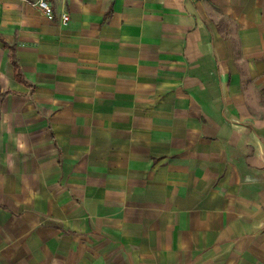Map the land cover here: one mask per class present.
I'll return each instance as SVG.
<instances>
[{
  "label": "crops",
  "instance_id": "obj_1",
  "mask_svg": "<svg viewBox=\"0 0 264 264\" xmlns=\"http://www.w3.org/2000/svg\"><path fill=\"white\" fill-rule=\"evenodd\" d=\"M36 1L0 0V264H264V0Z\"/></svg>",
  "mask_w": 264,
  "mask_h": 264
},
{
  "label": "built area",
  "instance_id": "obj_2",
  "mask_svg": "<svg viewBox=\"0 0 264 264\" xmlns=\"http://www.w3.org/2000/svg\"><path fill=\"white\" fill-rule=\"evenodd\" d=\"M34 4L37 5L39 8H41L46 14H48V15L52 14V7L48 3L47 0H38ZM68 19H69L68 15L63 16V22L64 23H66L68 21Z\"/></svg>",
  "mask_w": 264,
  "mask_h": 264
},
{
  "label": "clouds",
  "instance_id": "obj_3",
  "mask_svg": "<svg viewBox=\"0 0 264 264\" xmlns=\"http://www.w3.org/2000/svg\"><path fill=\"white\" fill-rule=\"evenodd\" d=\"M19 147H20L21 149H23V148L25 147V145H24L23 143H21V144L19 145Z\"/></svg>",
  "mask_w": 264,
  "mask_h": 264
}]
</instances>
